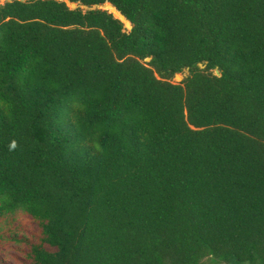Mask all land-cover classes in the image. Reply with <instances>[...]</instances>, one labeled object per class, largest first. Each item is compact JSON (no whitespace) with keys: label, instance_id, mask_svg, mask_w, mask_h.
<instances>
[{"label":"trees","instance_id":"1","mask_svg":"<svg viewBox=\"0 0 264 264\" xmlns=\"http://www.w3.org/2000/svg\"><path fill=\"white\" fill-rule=\"evenodd\" d=\"M68 1L0 0V264H264V0Z\"/></svg>","mask_w":264,"mask_h":264},{"label":"rangeland","instance_id":"2","mask_svg":"<svg viewBox=\"0 0 264 264\" xmlns=\"http://www.w3.org/2000/svg\"><path fill=\"white\" fill-rule=\"evenodd\" d=\"M23 1H26V0H23ZM71 9H73V7L71 6V5H69V4H67ZM100 9H102V10H106V11H109V13H112L111 12V10H110V8L108 7V5H104V6H102V7H99ZM82 9H85V8H83L82 7ZM113 14V13H112ZM114 15V14H113ZM124 25H125V29L127 30V31H130V27L126 24V23H124ZM188 75V73L187 72H185L184 73V75H181V77L182 78H185L186 76ZM174 82H181V81H178V80H176V79H174ZM223 264H238V263H235V262H228V263H223Z\"/></svg>","mask_w":264,"mask_h":264},{"label":"water","instance_id":"3","mask_svg":"<svg viewBox=\"0 0 264 264\" xmlns=\"http://www.w3.org/2000/svg\"><path fill=\"white\" fill-rule=\"evenodd\" d=\"M21 1H23V0H21ZM66 3L69 4V5H71V6L73 7V9H76V8H77V5H76V4H73V3H71V2L68 1V0H66ZM119 14H120V13H119ZM118 19H119L120 21H122L123 23H124V21H126V22L128 23V26H129L130 28H132L130 22H129L128 20H126L125 17H124L122 14H120V16H119ZM175 79L178 80V81H182L183 78L181 77V75H176Z\"/></svg>","mask_w":264,"mask_h":264}]
</instances>
